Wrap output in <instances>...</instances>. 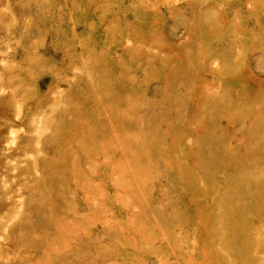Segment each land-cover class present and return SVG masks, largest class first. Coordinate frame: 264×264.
Returning <instances> with one entry per match:
<instances>
[{
    "label": "rangeland",
    "instance_id": "374dc122",
    "mask_svg": "<svg viewBox=\"0 0 264 264\" xmlns=\"http://www.w3.org/2000/svg\"><path fill=\"white\" fill-rule=\"evenodd\" d=\"M0 264H264V0H0Z\"/></svg>",
    "mask_w": 264,
    "mask_h": 264
},
{
    "label": "bare ground",
    "instance_id": "6f19581e",
    "mask_svg": "<svg viewBox=\"0 0 264 264\" xmlns=\"http://www.w3.org/2000/svg\"><path fill=\"white\" fill-rule=\"evenodd\" d=\"M206 87H207V86H206ZM239 111H241V110H239ZM242 111H244V110H242ZM235 112H236V111H235ZM237 113H238V111H237ZM237 113H236V114H237ZM236 114H235V115H236ZM44 208H45V207H44ZM28 218H29V217H28ZM24 225H25V224H24Z\"/></svg>",
    "mask_w": 264,
    "mask_h": 264
}]
</instances>
